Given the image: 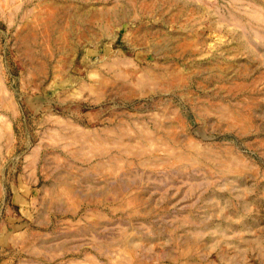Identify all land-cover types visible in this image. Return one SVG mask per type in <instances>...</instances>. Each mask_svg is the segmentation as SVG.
I'll return each mask as SVG.
<instances>
[{"label": "rangeland", "instance_id": "obj_1", "mask_svg": "<svg viewBox=\"0 0 264 264\" xmlns=\"http://www.w3.org/2000/svg\"><path fill=\"white\" fill-rule=\"evenodd\" d=\"M0 264H264V0H0Z\"/></svg>", "mask_w": 264, "mask_h": 264}]
</instances>
